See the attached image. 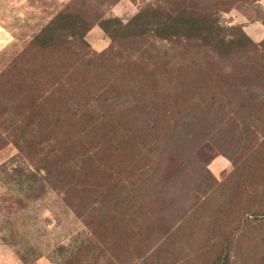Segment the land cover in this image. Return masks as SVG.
<instances>
[{
  "label": "trees",
  "instance_id": "1",
  "mask_svg": "<svg viewBox=\"0 0 264 264\" xmlns=\"http://www.w3.org/2000/svg\"><path fill=\"white\" fill-rule=\"evenodd\" d=\"M120 1L72 0L0 77L7 82L0 150L14 144L32 175L75 216H93L92 234L96 223L107 230L118 221L123 230L149 213L153 203L140 189L185 116L195 123L220 118L234 130L264 119V41L219 20L239 3L259 0H142L148 2L127 23L108 16ZM96 24L113 41L102 54L86 42ZM112 59L120 68H111ZM247 133L264 145V131ZM106 150L132 156L128 179L112 173L95 184L92 167ZM169 237L164 233L161 244ZM231 258L223 251L212 264Z\"/></svg>",
  "mask_w": 264,
  "mask_h": 264
},
{
  "label": "rangeland",
  "instance_id": "2",
  "mask_svg": "<svg viewBox=\"0 0 264 264\" xmlns=\"http://www.w3.org/2000/svg\"><path fill=\"white\" fill-rule=\"evenodd\" d=\"M71 1L0 0V77ZM146 2L121 0L108 16L127 23ZM219 20L242 27L256 44L264 41V0L241 2ZM86 42L97 54L113 46L100 24ZM118 63L108 62L112 69ZM6 84L0 81V98ZM179 124L157 150L162 156L140 189L153 203L149 213L123 230L118 221L107 230L96 223L92 234L93 216H75L32 175L14 144L0 150V264H212L223 251L231 253L228 264H264V145L258 148L262 137L247 133L252 127L264 131V119H247L236 130L233 123L221 126L220 118L195 123L185 116ZM132 161L106 150L96 158L92 179L96 185L112 173L128 179ZM105 242L102 251L98 245Z\"/></svg>",
  "mask_w": 264,
  "mask_h": 264
},
{
  "label": "crops",
  "instance_id": "3",
  "mask_svg": "<svg viewBox=\"0 0 264 264\" xmlns=\"http://www.w3.org/2000/svg\"><path fill=\"white\" fill-rule=\"evenodd\" d=\"M263 38H264V37H263ZM263 38H262V39H263ZM255 41H257V42H260V41H261V39H256V38H255Z\"/></svg>",
  "mask_w": 264,
  "mask_h": 264
}]
</instances>
